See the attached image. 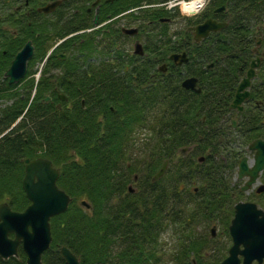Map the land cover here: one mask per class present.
<instances>
[{"label": "trees", "instance_id": "1", "mask_svg": "<svg viewBox=\"0 0 264 264\" xmlns=\"http://www.w3.org/2000/svg\"><path fill=\"white\" fill-rule=\"evenodd\" d=\"M162 1L166 0H144V12H154V18L175 17L177 13L150 6ZM224 1L227 26L199 42L188 31L197 19L185 18L184 28L174 38L163 24L157 50L149 53L143 68L132 73L142 81L109 80L106 77L116 72L111 74L108 64L96 71L84 67L97 54L90 43L59 48L47 56L53 39L70 33L54 26L47 33L52 41L42 50L35 49L25 78L9 85L3 73L14 55L26 39L37 44L43 33L18 21L28 32L40 33L34 36L19 30L6 47L10 39L6 24L11 20H0V100L9 101L0 109V133L15 123L0 137V202L7 201L17 211L29 204L21 187L23 160L38 156L60 169L57 184L72 198L65 212L50 219L53 240L42 255V264H66L59 250L62 245L78 257L79 264L164 262L157 250L159 235L170 224L187 222L190 204L193 217L218 218L228 235L233 205L243 197L238 181L233 180L237 164L253 140L264 138V62L243 111L229 108L248 61L244 56L252 43L249 35L264 23V0H214V4ZM238 29L244 37L241 60L233 40ZM182 47L189 62L148 81L154 71L151 61ZM1 49L7 50L5 55ZM58 51L66 55L64 60L57 57ZM45 57L36 79L34 66ZM58 68L56 74L50 73ZM117 74L124 75L121 68ZM189 75L198 79L200 92L181 87ZM57 92L66 100L61 101ZM46 96L52 100L45 102ZM232 116L237 123L234 128ZM133 123H138L137 131H149L142 156H133ZM201 156L203 160L198 161ZM166 159L165 173L152 181ZM135 174L139 178L133 182ZM261 180L264 183V171ZM128 183L137 185L136 191L127 192ZM260 196L259 205L264 208V192ZM81 199L90 204L89 209L79 205ZM215 249L217 255H213ZM215 249L203 240L182 241L177 253L162 264H206V258L208 264H219L226 254L224 248ZM0 264H26V256L20 247L17 257H0Z\"/></svg>", "mask_w": 264, "mask_h": 264}, {"label": "flooded vegetation", "instance_id": "2", "mask_svg": "<svg viewBox=\"0 0 264 264\" xmlns=\"http://www.w3.org/2000/svg\"><path fill=\"white\" fill-rule=\"evenodd\" d=\"M143 2L144 0H0V20L8 18L11 20L9 24H6L10 35V39H8L9 43L7 42L4 46L8 47L10 45V43L16 38L17 34H19V30H26L22 26L23 23H26L34 26L37 30L40 29L43 36L38 40L37 44L33 43L32 39H26L23 45L29 40L34 47V51L36 48L42 50V48H46L48 43L52 41L47 34L48 29L52 30L54 26H57L63 28L64 31H70V33L63 38H54L48 52H52L59 48L62 50L69 48L76 49L83 43H90L95 48L96 53L100 58L99 60L94 61L96 58L93 56L90 57V60L95 62V65H93L94 67L89 65L92 64V62H89V64L85 63L84 67L89 66L93 71H96L100 67L108 64L113 69L111 74L116 72L115 74H112V77H106L109 80L142 81V78L132 74L133 71L138 68H143L144 61L149 58V53L153 54L157 50L159 39L163 35L161 33L162 25L165 24V26H169L175 22V17H171L170 15H163L154 18L156 15L154 12H144ZM54 3L56 4L50 11H44V8L47 5ZM151 7L155 6L152 5ZM226 11L227 7L225 1L219 4H214V0H208L204 9L195 17L198 23L194 26L207 19L225 23L222 28L210 31L207 36L213 32H218L227 26V22L224 21ZM18 21L22 22V25L17 24ZM191 27L192 26L188 27V31L194 40L193 32L190 30ZM257 28H259L258 32H252L249 35V37L252 36V43H250L248 55L244 56V59H248V61L238 85L242 78L245 77L251 63L256 61V59H259V64L254 69L255 75L251 78L250 86L247 89L249 91V96L243 101L242 110L238 111L235 109L233 110L234 112L243 111L244 104L251 95V84L258 77L259 69L264 62V48L262 47L264 23ZM166 31L168 34H173V38L176 36V33L180 32L171 31L170 29H166ZM31 33H33L34 36H37L40 32L30 30L28 34L30 35ZM207 36L197 41H201ZM68 40L71 41L68 42ZM233 40L235 43L236 57L238 60H241V55L244 49L242 46L244 37L242 36L241 30L238 29L236 31ZM6 52V49H1L2 55H5ZM181 52L187 53L186 48L182 47L180 51L171 52L162 60L156 59L151 61V66L154 71H150L148 81H156L159 78L158 73H167L170 67L185 66V64L174 62L169 57L173 53ZM59 54H61V51L56 53L58 58ZM29 63L30 60L28 61L27 66H29ZM44 63L45 60L40 63L41 66L39 70H41ZM58 66L61 68V64ZM209 67H211V65H208V68ZM59 68L56 70L59 71ZM118 68H121L124 73L121 77L117 74ZM125 73H127V75H125ZM172 77L174 78L175 76L172 75ZM187 77H191V75ZM98 78L101 79V77ZM3 79L7 81L6 78L3 77ZM188 90L192 91V89ZM51 100L52 97H50L48 102ZM59 106L60 105H58V107ZM1 120L2 119L0 118V121ZM14 124L1 132L0 137L7 134L10 129L15 126ZM133 130H139L138 123H133ZM138 178V174H135L133 177L134 180H137ZM261 264H264V262Z\"/></svg>", "mask_w": 264, "mask_h": 264}, {"label": "water", "instance_id": "3", "mask_svg": "<svg viewBox=\"0 0 264 264\" xmlns=\"http://www.w3.org/2000/svg\"><path fill=\"white\" fill-rule=\"evenodd\" d=\"M55 4L47 5L44 11H50ZM224 25L225 23L207 19L192 28L194 38L200 40L210 31L218 30ZM32 56L33 46L31 41H27L16 53L4 73L9 84L18 83L25 76L27 63ZM60 57L65 58L64 55H60ZM170 58L179 64L188 61L186 53L172 54ZM258 64L259 59L251 63L235 91L230 104L231 108L242 110V103L249 96L247 89ZM196 84L195 77H188L182 81L184 88L199 92L200 89L196 87ZM59 97L62 100L66 98L63 94H59ZM48 99L49 97H46L44 100ZM248 149L254 151L253 157H242L237 167V178H246L241 186L243 192L258 183L260 173L264 170V139L252 141ZM24 164L22 189L30 204L21 212L11 210L7 203L0 204V256L2 258L16 256L17 248L21 245L26 254V264H42L41 256L52 241L50 218L66 211L71 198L57 186L56 182L60 172L49 159L42 157L24 159ZM166 166L167 161H164L153 180H157L163 175ZM263 190L264 185H259L256 189L257 192ZM80 204L89 208V204L85 201H81ZM10 234H13L14 237H10ZM212 234H214V228ZM229 234L232 245L228 249V255L219 264H252L254 261L260 264L263 262L264 209L258 207L254 202H237L234 205ZM60 252L67 264H79L76 255L66 246H62Z\"/></svg>", "mask_w": 264, "mask_h": 264}, {"label": "rangeland", "instance_id": "4", "mask_svg": "<svg viewBox=\"0 0 264 264\" xmlns=\"http://www.w3.org/2000/svg\"><path fill=\"white\" fill-rule=\"evenodd\" d=\"M155 8V7H152ZM174 12H177L176 10ZM175 22H173L171 25L168 26V28L171 31H181L182 28L185 26V20L183 18V15L178 12V14L175 16ZM96 58L94 61L99 60V56L96 54L93 56ZM91 59V58H90ZM94 61H91L92 63H95ZM89 64V63H87ZM41 64H38L34 66V69H39ZM58 71L56 69L50 70V73L56 74ZM38 72L35 74V76H38ZM18 88V86L16 87ZM9 102V101H8ZM8 102H5L3 99L0 100V108L5 106ZM235 116H232L231 119H236L234 118ZM135 139H134V149H133V156H142L144 151V141H145V136H149V131L147 129H140V131H135ZM252 152L246 150L244 152V155H248L252 157ZM142 180V179H141ZM235 180V177H234ZM244 179H241L238 181V186H240L243 183ZM260 181L262 182L261 178ZM263 183V182H262ZM264 184V183H263ZM130 185L127 184V186ZM134 188L137 187V185H133ZM256 186H254L252 189H250L247 192H243V197L240 200H248V201H253L256 202L259 205V199L261 198L260 194L262 193H256L254 191ZM137 189V188H136ZM136 191V190H135ZM191 204L187 210V222H182V223H173L168 225L166 228H164L159 237V246H158V251L161 250L160 257L163 258L164 262L159 261H154V264H162L166 263L169 258L173 255V253H177V249L179 250L180 248V243L182 241H187L191 239H197V240H203L205 241L206 244H209V247L211 249L216 248H224L222 252L224 254H227V250L229 248V245L231 243L230 237L227 235L226 228L224 225H222L219 222V219L214 217L212 220L210 219H204V218H199V216L193 217V213L191 212ZM185 214V212H184ZM186 220V219H184ZM215 226V235L212 236V227ZM211 239V241H210ZM207 247V246H205ZM176 251V252H175ZM207 251V250H206ZM160 252V251H159ZM209 252H207L208 254ZM159 254V253H158ZM212 254V253H211ZM217 255L216 249L214 250V254ZM219 256V255H218ZM191 259V256H190ZM205 263H209V259H205ZM256 264V263H254Z\"/></svg>", "mask_w": 264, "mask_h": 264}, {"label": "clouds", "instance_id": "5", "mask_svg": "<svg viewBox=\"0 0 264 264\" xmlns=\"http://www.w3.org/2000/svg\"><path fill=\"white\" fill-rule=\"evenodd\" d=\"M190 7L192 11L202 10L204 7V0H193V4Z\"/></svg>", "mask_w": 264, "mask_h": 264}, {"label": "built area", "instance_id": "6", "mask_svg": "<svg viewBox=\"0 0 264 264\" xmlns=\"http://www.w3.org/2000/svg\"><path fill=\"white\" fill-rule=\"evenodd\" d=\"M189 6V5H188Z\"/></svg>", "mask_w": 264, "mask_h": 264}]
</instances>
